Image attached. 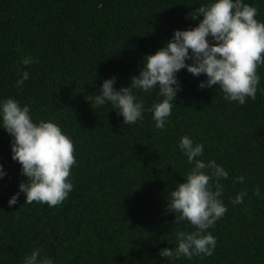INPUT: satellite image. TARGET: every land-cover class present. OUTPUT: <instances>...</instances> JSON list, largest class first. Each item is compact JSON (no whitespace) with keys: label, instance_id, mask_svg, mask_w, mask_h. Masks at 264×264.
I'll return each mask as SVG.
<instances>
[{"label":"trees","instance_id":"1","mask_svg":"<svg viewBox=\"0 0 264 264\" xmlns=\"http://www.w3.org/2000/svg\"><path fill=\"white\" fill-rule=\"evenodd\" d=\"M208 0H0V99L28 105L34 121L51 120L71 139L76 163L72 191L59 205L7 201L26 177L11 159V136L0 128V264H22L35 248L54 264H264V65L255 100L224 99L219 86L198 88L204 74L181 69V90L163 130L148 111L154 92L136 95L143 119L123 124L110 104L92 97L104 79L114 88L137 75L142 57L170 39L173 30L194 27L190 13ZM264 22V0H244ZM34 62L25 67L21 61ZM190 63V61H188ZM22 71L29 78L16 81ZM203 143L199 159L228 172L221 199L227 211L207 231L216 238L211 256L160 257L177 246L179 231L166 209L175 184L190 171L177 145L182 136ZM244 176L243 183L235 182ZM259 186L261 195L253 194ZM247 190L242 204L230 201Z\"/></svg>","mask_w":264,"mask_h":264},{"label":"clouds","instance_id":"2","mask_svg":"<svg viewBox=\"0 0 264 264\" xmlns=\"http://www.w3.org/2000/svg\"><path fill=\"white\" fill-rule=\"evenodd\" d=\"M190 16L193 20L202 18L194 27L173 30L170 39L159 49L145 54L138 74L130 78L127 86L116 89L115 76L104 79L91 103L96 108L110 104L123 118V124H134L143 119L145 110L136 92L155 91L162 99L148 111L154 126L163 130L181 90L177 78L181 69L194 77L204 74L206 79L198 82V88L219 86L228 102L244 105L246 98L255 100L260 81L257 68L264 65V22L256 19L257 8L244 0H208ZM33 62L31 58L21 61L25 67ZM28 78L29 73L22 71L16 85L22 86ZM0 128L10 134L11 159L19 163L20 173L26 177L8 199L9 207L17 203L21 193L24 203L37 202L49 207L61 204L73 189L68 178L76 163L73 142L67 134L54 121H34L29 106L12 97L0 99ZM177 147L191 168L183 182L175 184L170 192L166 209L174 214L175 223L186 221L195 230L177 232L175 249L165 247L159 256L173 259L183 256L189 260L193 256H211L216 238L207 230L227 211L221 199L220 181L228 179V172L215 160L199 159L204 145L190 136H182ZM6 174L0 165V179ZM244 179L237 176L235 182L243 183ZM253 194L261 195L259 186ZM246 195L245 189L230 202L242 204ZM22 264H54V260L42 256L37 247L24 257Z\"/></svg>","mask_w":264,"mask_h":264}]
</instances>
